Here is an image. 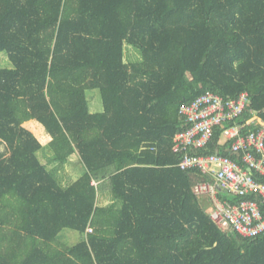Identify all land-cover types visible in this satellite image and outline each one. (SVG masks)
<instances>
[{"label": "trees", "instance_id": "1", "mask_svg": "<svg viewBox=\"0 0 264 264\" xmlns=\"http://www.w3.org/2000/svg\"><path fill=\"white\" fill-rule=\"evenodd\" d=\"M1 53L0 264H264V235L221 231L194 191L209 178L173 150L180 108L208 92L248 93L238 123L264 122V0H0ZM221 134L204 152L238 159ZM76 155L83 175L64 186Z\"/></svg>", "mask_w": 264, "mask_h": 264}, {"label": "built area", "instance_id": "2", "mask_svg": "<svg viewBox=\"0 0 264 264\" xmlns=\"http://www.w3.org/2000/svg\"><path fill=\"white\" fill-rule=\"evenodd\" d=\"M249 105L248 93L224 99L213 92L184 104L180 115L186 128L175 136L173 150L181 155L180 169L199 170L209 178L210 182L199 183L194 191L210 201V218L217 227L254 239L264 235V122L254 113L238 123ZM218 128L221 142L228 143L238 159L204 152ZM220 194L240 198V202L222 200Z\"/></svg>", "mask_w": 264, "mask_h": 264}, {"label": "rangeland", "instance_id": "3", "mask_svg": "<svg viewBox=\"0 0 264 264\" xmlns=\"http://www.w3.org/2000/svg\"><path fill=\"white\" fill-rule=\"evenodd\" d=\"M126 58L127 62H135L138 61L141 56L136 50H134V48H132L131 46H126ZM0 68H11V63L6 53L0 54ZM88 100L92 113H99L103 111V104L99 91H89ZM25 127L31 130L45 147L47 146L45 151H43L42 154L40 153L39 159L45 164L49 163V169L54 168L56 166V163L53 160V153L48 146L51 139L47 138L44 128L36 121L28 122ZM2 149L4 150L5 147H2ZM71 160H73L72 163L65 165L64 169L60 170V176H58L64 186H70L71 184L79 180L84 172V166L80 162L78 155L72 157ZM104 187V189H108V191H110L108 183H106ZM205 202L208 205L207 210L210 213L211 203L207 198ZM61 237L63 243H67V245L69 246H74L80 243L82 236L81 234L76 232L66 231L61 235Z\"/></svg>", "mask_w": 264, "mask_h": 264}, {"label": "crops", "instance_id": "4", "mask_svg": "<svg viewBox=\"0 0 264 264\" xmlns=\"http://www.w3.org/2000/svg\"><path fill=\"white\" fill-rule=\"evenodd\" d=\"M47 136V135H46ZM47 138H49L47 136ZM73 161V160H72ZM106 184V183H105ZM104 184V186H105ZM97 185V184H96ZM103 186V190L101 191L100 195H99V205L101 206H108L112 203V196H111V193L110 191H108V189H104L105 187ZM110 188V186H109ZM81 240L80 242H82L83 240L86 239V236L85 235H81ZM66 240V239H65Z\"/></svg>", "mask_w": 264, "mask_h": 264}]
</instances>
